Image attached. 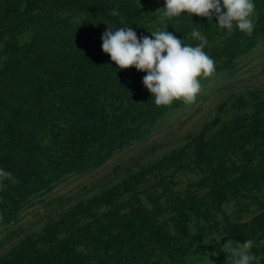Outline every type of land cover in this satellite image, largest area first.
I'll return each mask as SVG.
<instances>
[{"label":"trees","instance_id":"obj_1","mask_svg":"<svg viewBox=\"0 0 264 264\" xmlns=\"http://www.w3.org/2000/svg\"><path fill=\"white\" fill-rule=\"evenodd\" d=\"M37 4L34 6L38 11L22 15L19 6L0 0V43L7 35L14 39L0 52V77L6 78L5 97L13 103L20 101L21 105L31 103L27 109L17 111H22L20 116L35 114L38 125L43 124V119L49 129L46 134L53 139V148L49 155L40 145L39 138L45 137V133L8 131L11 141L16 137L19 143L11 144V148L3 147L0 152V167L15 178H6L5 186L0 187V225L18 220L27 205L50 192L60 180L100 167L116 152L142 140L186 103L177 100L167 106L156 105L142 83L144 72L134 67L117 68L101 48V34L108 25L131 26L138 36H150L148 31L167 26L166 31L185 43L198 42L190 32L194 27L200 29L208 39L204 50L215 61L214 73L201 78V84L217 72L234 68L246 50L234 40L216 43L217 26L195 14L191 18L185 14L163 17L160 9L164 0H48ZM255 4V30L262 36L264 2L255 0ZM114 7L119 9L122 20L109 14ZM66 12L78 17L79 24ZM30 32L31 41L19 45L18 37ZM227 140L228 136L222 135L212 144L198 148L199 158L206 159L214 179L211 185L204 179L208 190L193 204L198 207L196 215L206 208L208 218L212 210L216 214L221 211L226 229H243L248 223L233 222L225 214V200L222 201L229 190L225 189L226 184L229 187L235 184L233 180L223 184L222 177L230 170L222 162L219 144ZM103 193L93 198L94 201L97 197L94 204L111 201ZM177 193H171L174 203L184 190ZM187 197L194 198L190 191L185 193L184 198ZM184 198L178 200L183 204L181 211H175L166 220L160 207L131 205L119 212L120 207L115 206L100 213L98 205L96 211L90 209L93 201H77L63 207L48 221L54 234L39 233L41 238L48 235L52 239V245L40 248L39 255L54 254L53 250L62 243L55 250L58 256L80 257L84 264H179L187 244L206 236L211 229L207 227L196 236L184 224L180 225L181 217L193 211L192 205L185 206ZM59 226L66 233L61 239L55 232Z\"/></svg>","mask_w":264,"mask_h":264},{"label":"rangeland","instance_id":"obj_2","mask_svg":"<svg viewBox=\"0 0 264 264\" xmlns=\"http://www.w3.org/2000/svg\"><path fill=\"white\" fill-rule=\"evenodd\" d=\"M9 1L19 6L22 15L38 11L35 7L38 2L48 3V0ZM64 14L73 17L70 18L73 21L77 19L79 24L78 17L69 12ZM13 17L15 19V15ZM200 17L208 21L206 17ZM212 22L217 23L215 17ZM217 33L216 43L234 40L242 49H246L236 60L235 67L213 74L201 84L194 100L186 102L181 109L167 116L160 126H156L142 140L116 152L100 167L60 180L50 192L27 205L18 220L0 225V264H84L80 257L58 256L55 250L58 251L62 243L53 250L54 254L40 256V248L52 245V239L48 235L41 238L39 233L54 234L47 223L63 207L80 200L92 202L102 192L109 195L111 201L94 204L96 197L90 204L91 210L96 211L95 205H98L97 211L100 213L115 206L120 207L119 212L126 211L131 205H144L148 209L160 207L163 220L174 215L175 211H181L183 204H179L178 200L183 199L186 192L190 191L192 197H197L190 200L184 198L185 206L192 205L193 211L185 218L181 217L180 225L184 224L189 231L192 230V235L210 227L204 237L211 234L226 237H222L219 244L213 239L205 245L204 237L192 243L190 241L179 264H186L185 258L189 254L195 255L205 250L214 264H226L227 254L221 251V246L229 238L255 239L258 246L252 250L264 256V244L260 243L264 240V35L258 36L255 28L251 35L234 29L230 36H226L218 27ZM31 39L30 32L19 36L18 43L20 45ZM12 40V36L7 35L0 43V52ZM5 79V75L0 77V142L3 145L0 152L3 147L11 148V144L19 143L16 137L14 142L11 141L8 131L10 134L35 131L34 134L45 133V137L39 138L40 145L51 155L53 139L46 134L49 133L48 127L43 119V124L38 125L35 114L20 116L31 103H22V106L20 101L13 103L5 97ZM32 107L35 106L32 104ZM20 109L22 111L17 112ZM27 134L31 135L29 132ZM222 135H227L228 140L221 142L219 149L224 159L222 162L230 170L222 177L223 184L232 180L235 184L230 187L226 184L225 189L229 190L224 194L225 199L221 200H225V214L233 222L248 223L243 229H226V220L221 211L216 214L212 210L208 218L205 215L206 208L196 215L198 207L193 204L208 190L203 184L204 179L210 181V185L214 179L207 168L206 159L199 158L198 148L206 143L212 144ZM183 190V195L178 200L175 198L174 203L171 193L177 195L178 191ZM124 205L125 209L122 208ZM55 232L59 239L66 234L60 226ZM213 251L217 255L211 256Z\"/></svg>","mask_w":264,"mask_h":264},{"label":"clouds","instance_id":"obj_3","mask_svg":"<svg viewBox=\"0 0 264 264\" xmlns=\"http://www.w3.org/2000/svg\"><path fill=\"white\" fill-rule=\"evenodd\" d=\"M255 0H164L163 17H179L181 14L206 17L209 22L215 17L218 28L230 36L234 29L251 35L255 28ZM113 17L122 15L114 7L109 13ZM108 25V24H106ZM167 26L157 27L148 35H139L131 26L114 27L108 25L101 34L102 51L109 55L117 68L134 67L145 75L144 87L152 94L156 105H170L174 101L190 102L201 89L200 79L215 71L214 59L204 50L207 36L200 29L192 28L190 35L196 43H185ZM12 178V173L0 167V187L4 180ZM222 237L211 234L204 237L203 243L213 239L219 244ZM264 244V240L260 241ZM253 238L236 240L229 238L221 246L226 253V264H264V256L252 249L257 247ZM217 253L213 251L211 256ZM186 264H214L207 250L185 258Z\"/></svg>","mask_w":264,"mask_h":264}]
</instances>
